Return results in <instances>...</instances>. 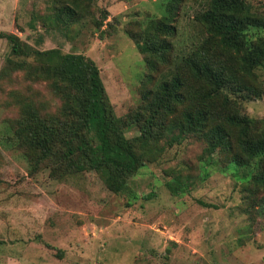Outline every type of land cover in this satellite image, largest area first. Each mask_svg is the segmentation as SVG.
Masks as SVG:
<instances>
[{
    "label": "rangeland",
    "instance_id": "rangeland-1",
    "mask_svg": "<svg viewBox=\"0 0 264 264\" xmlns=\"http://www.w3.org/2000/svg\"><path fill=\"white\" fill-rule=\"evenodd\" d=\"M212 1L0 0V264H264V189L244 186L252 165L235 167L214 151V163L206 166V141L170 131L173 116L163 121L166 129L153 127L143 149L132 124L134 115L148 114L142 95L160 81L177 75L192 86L179 63L205 36L198 17ZM240 1L264 24V0ZM169 5L177 11L176 32L162 61L135 41L154 32L152 22L169 17ZM255 31L264 35V26L245 34L247 47ZM9 36L39 52L57 49L94 61L114 116L125 122L124 138L144 155L125 192L109 190L93 171L30 173L11 144L18 104L31 102L44 117L59 114L62 101L50 82L32 73L42 63L11 54ZM21 60L27 69L16 68ZM256 73L258 100L232 88L222 92L264 128V65ZM89 137L96 139L93 132Z\"/></svg>",
    "mask_w": 264,
    "mask_h": 264
},
{
    "label": "trees",
    "instance_id": "trees-1",
    "mask_svg": "<svg viewBox=\"0 0 264 264\" xmlns=\"http://www.w3.org/2000/svg\"><path fill=\"white\" fill-rule=\"evenodd\" d=\"M245 9L240 0L211 2L198 17L205 36L193 43L179 63L186 68L192 86L184 85L177 75L160 81L154 91L142 95L141 109L148 114L134 115L132 124L139 128L143 149L152 137L153 127L166 129L163 121L173 116L168 124L170 131L190 133L206 141L207 156L201 160L206 166L214 163L210 158L214 151L222 152V158L235 167L252 165L244 184L252 191L264 189V128L242 114L238 100L230 101L222 92L232 88L252 100L262 96L255 84L259 78L256 71L264 65V35L255 31L257 37L247 47L245 34L264 24ZM66 10L74 14L73 9ZM167 14L169 17H162L157 24L151 23L152 34L145 31L141 43L135 41L142 53H153L162 61L172 49L169 38L176 32V8L169 5ZM8 39L13 56L42 63V69L32 73L37 80L50 82L62 101L59 114L46 113L44 117L40 115L43 109L31 102L20 100L18 104L19 119L13 127L11 144L29 163L30 173L39 169H56L66 175L93 171L109 190L125 192L128 181L143 166L144 155L124 138L125 122L114 116L94 61L83 55H64L57 49L39 52L29 45H18L12 36ZM14 64L19 70L28 68L25 60ZM184 101L189 102L188 106L176 112L175 106ZM89 132L96 139L89 137ZM174 187L169 186L172 192Z\"/></svg>",
    "mask_w": 264,
    "mask_h": 264
}]
</instances>
